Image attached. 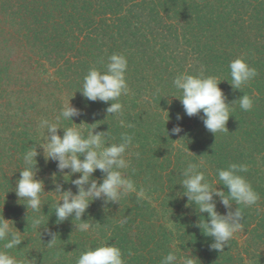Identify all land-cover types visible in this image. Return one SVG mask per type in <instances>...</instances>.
I'll list each match as a JSON object with an SVG mask.
<instances>
[{
    "label": "trees",
    "instance_id": "1",
    "mask_svg": "<svg viewBox=\"0 0 264 264\" xmlns=\"http://www.w3.org/2000/svg\"><path fill=\"white\" fill-rule=\"evenodd\" d=\"M11 42L22 50L16 59L23 64L18 70L23 71L20 90L27 87L31 93L8 92L14 63L10 57H0V217L12 221L13 230L16 227L23 234L19 247L4 249L0 241V251L22 264L33 260L76 264L82 252L101 245L119 247L126 264H161L169 252L178 257L191 253L195 264H264V0H0V51H10ZM112 54H122L128 61L129 92L120 98L124 108L118 118L108 117L110 103L88 101L79 92L89 69L106 71ZM235 59L245 60L258 72L239 90L230 84L229 64ZM47 64L58 78L55 88L77 94L76 108L83 114L73 117V123H86L85 132L93 124L97 132L110 128V143H118L122 132L134 135L133 146L125 154L131 162L125 174L138 189L144 188L145 197L138 200L132 193L120 205L92 202L82 217L92 225L88 232L76 230L74 223L80 222L74 217L56 223L55 206L61 196L53 193L55 184L74 194L77 189L65 177L70 170L60 173L57 162H46L39 146L37 179L44 181L46 193L41 196V212L28 211L14 191L25 166L24 153L43 142L46 130L38 128L39 113L55 122L62 109L57 100L45 112L41 105L49 101L48 91L41 85L37 96L35 87L23 79L25 74L30 77L34 67L46 71ZM184 73L217 77L229 104L246 94L254 102L253 109L243 111L238 103L232 105L228 130L215 136L200 116L184 114L177 98L182 93L172 83ZM33 94L36 102L29 104ZM177 114L183 119L178 121ZM120 119L134 127L121 128ZM73 123L61 120L60 126ZM177 124L184 131L172 135ZM58 134L62 137L63 129ZM188 163L202 164L206 179L225 192L217 171L233 163L246 164L248 171L240 174L259 194L257 205L241 206V235L237 232L222 252L210 250L213 239L196 227L200 217L208 214L199 213L195 204L187 206L180 183ZM102 176L100 170L93 174L96 179ZM214 202L217 211L226 214L220 197L214 196ZM236 207L233 204L231 210ZM43 214L41 229L33 228L31 217ZM125 218L127 223L121 226L119 221ZM46 229L57 234L52 247L47 245Z\"/></svg>",
    "mask_w": 264,
    "mask_h": 264
},
{
    "label": "clouds",
    "instance_id": "2",
    "mask_svg": "<svg viewBox=\"0 0 264 264\" xmlns=\"http://www.w3.org/2000/svg\"><path fill=\"white\" fill-rule=\"evenodd\" d=\"M127 69V58L122 54H112L108 57L106 71L96 67L89 69L83 78L79 92L88 101L110 103V106L106 108L108 117L118 118L123 114L124 108L120 98L129 92L126 80ZM229 69L230 84L238 90L258 75L257 70L243 59L231 61ZM172 83L175 89L182 93L177 98L182 103L184 114L188 117L200 116L205 128L215 136L218 132L228 130L226 125L232 117L230 116L232 105L238 103L243 111H251L254 106L252 98L246 94H243L238 101L229 104L219 87L221 82L215 76L205 77L202 74L184 73L178 74ZM82 114L81 110L69 103L62 107L59 115L55 117V122L41 118L38 128L46 130L43 142L35 143L24 153L25 166L19 171L20 178L16 182L14 191L19 201L25 202L23 205L28 211L31 209L33 213L41 212V196L46 193L44 181L37 179V157L40 155L37 146H39L43 149L46 162H57L60 173L70 170V173H65V177H70L71 184L77 189L74 194L71 189L64 191L62 185L55 184L53 193L61 196L60 202L55 206L56 223L61 224L69 217H74V221L80 222L74 223L76 230L88 232L92 229V225L88 221H83L82 217L92 202L102 200L105 206L120 205V201L132 193H135L138 200L143 199L145 190L143 187L138 189L135 181L125 174V170L131 166L130 160L125 159V154L133 146L134 135L122 132L118 143H110L112 139L110 128L107 132H97L98 127L93 124L89 125L91 127L85 132L82 125L86 123L81 125L73 123V117H79ZM176 119L180 121L183 117L177 114ZM61 120L71 121L74 126L61 127ZM119 126L134 127L131 123H125L123 119L119 120ZM59 129H63L62 137L58 134ZM183 131L184 129L177 124L171 129V134L178 136ZM135 155L139 158L140 153L137 152ZM201 166L202 164L188 163L183 169V180L180 185L185 190L183 195L188 199L187 206L191 207L189 205L195 204L199 213L208 214L207 218L200 217L196 227L200 228L206 237L213 239L214 242L209 245L210 250L222 252L243 226L242 207L257 205L260 197L240 174L248 171L246 164L233 163L226 169L217 171L218 180L227 188V192L214 188L215 181L210 182L206 179L204 171L200 170ZM97 170L103 174L102 179L93 178ZM77 173L80 174L79 178L71 179ZM55 175L54 173V178ZM214 196L220 197V202L228 210L226 214H220L217 211ZM233 204L237 206L235 211L231 210ZM44 216V214L32 216V227L41 229ZM119 223L123 226L127 223V218L121 219ZM46 234L50 238L47 245L54 246L57 234L47 229ZM22 235L16 227L15 231L13 230L12 221L5 219L4 216L0 217V241H4V249L19 247L23 242ZM195 259L191 253L178 257L175 253L169 252L162 258L161 264H195ZM0 264H22V262L8 252L0 251ZM31 264H36V261H31ZM76 264H126V261L122 250L116 245H101L82 252Z\"/></svg>",
    "mask_w": 264,
    "mask_h": 264
},
{
    "label": "rangeland",
    "instance_id": "3",
    "mask_svg": "<svg viewBox=\"0 0 264 264\" xmlns=\"http://www.w3.org/2000/svg\"><path fill=\"white\" fill-rule=\"evenodd\" d=\"M10 51L8 50H5V48H3V50L0 51V57H10V60L13 61L14 63V78H12V80L10 81V88L8 89L9 91L8 92H11L13 94H20V95H29L28 93H31L29 91H31V89L29 90L27 87H24V90H20V88H22V75H23V71L19 72L18 73V70H21L23 67V64L20 61H16V59H18V56H20V50L19 48H16V46L12 45V42L10 43ZM4 58V57H3ZM26 58V57H24ZM28 59V58H26ZM16 61V62H15ZM25 65L27 63V60H25ZM46 67V71H49L48 73L45 71V70H42L40 68H37L34 67V71L32 72V74L30 75V77H27V75L25 74L24 75V78L26 81H30V84L32 86V89H34L35 87V94L38 96V89L41 85H43L42 89L43 91L45 92L46 91V94H47V91L49 93V101H45L44 103H42L44 106L41 105V107L45 110V112L48 111V109H50L51 107H53L52 104H54L55 102L60 101L61 104H62V107H64L65 105L67 104H71L73 107L76 108L77 104H78V97L76 96L77 94L74 93V92H71L72 94H67L68 92H64V93H60V91L58 89L55 88V83L56 81H58V78L54 72L53 69H51V67L48 66H45ZM18 75V76H17ZM21 77V78H20ZM35 83V86H33L32 83ZM22 91V92H21ZM21 92V93H20ZM41 92V91H40ZM44 92H43V95H44ZM52 94V95H51ZM35 95L34 97V94L31 95V96H27V99H32L31 101H27L29 104L31 102H36V98L37 96ZM40 96V98H43L45 96ZM51 95V96H50ZM40 107H38L37 109H39ZM37 109L35 111H37ZM46 115V114H45ZM44 115V112H40L39 113V122L41 120V118H45L46 116ZM45 116V117H44ZM236 235H241V232H238Z\"/></svg>",
    "mask_w": 264,
    "mask_h": 264
}]
</instances>
